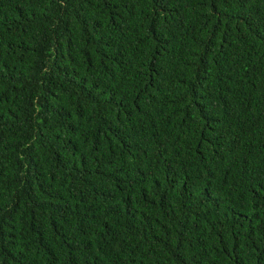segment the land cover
Returning <instances> with one entry per match:
<instances>
[{"label":"trees","instance_id":"1","mask_svg":"<svg viewBox=\"0 0 264 264\" xmlns=\"http://www.w3.org/2000/svg\"><path fill=\"white\" fill-rule=\"evenodd\" d=\"M0 264H264V0H0Z\"/></svg>","mask_w":264,"mask_h":264}]
</instances>
